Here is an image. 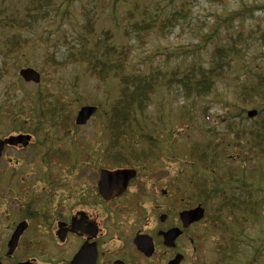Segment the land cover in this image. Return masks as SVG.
<instances>
[{
  "label": "trees",
  "instance_id": "1",
  "mask_svg": "<svg viewBox=\"0 0 264 264\" xmlns=\"http://www.w3.org/2000/svg\"><path fill=\"white\" fill-rule=\"evenodd\" d=\"M210 1L224 3V0ZM131 5L136 12L128 10L125 22L119 21L120 27L116 26V31L107 28L96 37L98 14L81 7L83 22L78 25L77 34H71L72 41H67L70 46L62 51L61 56L56 53L43 56V68L49 69L45 74L57 73L70 65L80 66L84 75L99 83L104 84L108 79L118 83L117 97L110 100L108 107L92 103L106 118L107 135L112 133L116 139V152L108 148L107 156L112 161L106 162L111 167H133L136 164L155 167V161L171 157L178 163L180 181L173 179L170 193L175 200L180 194L187 206L203 205L205 216L202 223L207 224L205 228L212 233H219L221 238L214 243L212 259L198 258L196 264H264V167L258 165L249 170L244 167L249 158L264 159V72L254 73L253 81L245 78L234 91L230 103L237 112L227 113L224 131L216 127L205 129L203 136L207 137L191 141L187 149L180 148L183 150L180 155H177L178 148L173 143L165 148L161 145L162 138L157 132L162 128L146 131L141 121L149 118L151 97L157 87L168 93L176 90L185 100L217 97V82L237 63L242 66V56L253 44L264 45V26L257 34L250 30L246 39L237 33L230 37L231 42H211L205 62L190 60L171 73L161 71L159 65L154 72L128 73L126 64L134 47L124 43L123 39L132 35L144 43L150 34L165 38L185 17L184 3L160 21L152 20L149 6L139 4L138 0H132ZM54 6L51 0H26L23 14L18 18L16 12L14 16L6 14L7 6L0 9V79L8 74L10 58L20 63L17 68L23 66L18 59L30 41L26 34L37 33L40 26L50 20ZM252 12L251 6L242 4L231 10L223 22L236 18L243 24L245 19L252 17ZM134 13H137L136 17ZM5 26L7 33H4ZM217 30L216 27L214 31ZM236 43H242V46L238 47ZM14 73L16 75V71ZM17 79L2 91L0 132L34 133L44 121L64 129L73 124V114L64 95L42 91L40 86L36 95L28 94L22 89L21 79ZM251 109L257 114L248 119L246 113ZM98 111L96 114L100 113ZM190 120L191 117L181 123L188 127ZM135 136L147 145H137ZM237 158L239 163L234 162ZM195 234L190 237H194L192 244L197 247L205 242L206 237L201 240L199 232Z\"/></svg>",
  "mask_w": 264,
  "mask_h": 264
},
{
  "label": "rangeland",
  "instance_id": "2",
  "mask_svg": "<svg viewBox=\"0 0 264 264\" xmlns=\"http://www.w3.org/2000/svg\"><path fill=\"white\" fill-rule=\"evenodd\" d=\"M51 1L55 6L50 12L52 15L50 20L43 23L37 30V33L31 32L26 34L30 41L24 48L22 56L18 59L23 64L20 68L29 66L41 73V80L38 84L21 81L23 91L36 95L40 86L42 91L48 90L53 94L64 95V99L69 109H71L73 117L81 105H93L92 103L98 102L101 107H108L110 100H114L117 97L118 83L115 80L108 79L104 84L99 83L95 79L84 75L82 67L71 65L57 73L45 74V71H49V69L43 68L44 64L42 60L46 53H56L57 56H61L62 51L70 46L67 41H72L71 34L73 33L75 36L79 31L78 25L83 22L81 7L89 8L95 11V14H98L95 20L96 37V35L100 36L101 31L107 28H112L116 31V26L120 27L119 21L125 22V18L128 16L127 11H135L131 5L132 0ZM25 3L26 0H0V9L2 10L4 6H7L8 10L6 14L14 16L16 12V17L18 18L23 14L22 9ZM138 3L149 6V10L152 12V20L155 21H160L169 16L171 12L179 8L181 3H184L185 17L175 24V27L165 38L150 34V37L144 43L135 40L132 38V35L128 39H123L124 43L134 47L130 54V60L126 64V71L128 73L154 72L155 67L158 65L161 71L171 73L180 64H186L190 60H195L196 62L202 60L205 62L208 59L211 42L214 44L231 42L230 37H233L237 33H241V37L246 39L250 30L253 34H257L259 28L261 29L264 26V0H224L223 4L210 0H142V2L138 0ZM242 4L253 8L252 17L245 19L243 24H241V20L236 18L224 23L223 21L228 13L231 10L240 8ZM133 16L136 17L137 13H134ZM216 27L218 29L217 32L214 31ZM13 31H16V29L14 28ZM7 32L8 30L5 26L4 33ZM89 39L92 40V35L89 36ZM236 46L240 47L242 43H236ZM242 57H244L242 66H239V63H237L226 77L217 82L219 87L216 94L217 97L215 98L209 96L204 99L185 100L180 92L176 90L168 93L165 89L157 87L155 94L151 97L147 113L149 118L141 119L145 124L142 125L145 127L144 129L151 131L153 129L165 128V135H163L161 145L165 148L173 143L178 148L177 152L180 154H182L183 150L179 148L187 149L191 141L206 138V135L203 136L205 129L216 127L219 131H224L227 113L237 112L230 103L234 91L244 82L245 78L253 81L258 72H264V45L261 43L259 45L253 44ZM8 61V74L0 79V102L3 100L2 91H4L6 86L18 80L20 68H17V66L20 63L17 60L12 61V58ZM42 70H44V73L41 72ZM186 111L189 112L186 113ZM190 117V124L188 127L184 126V123L181 122L188 121ZM104 119L102 110H100V113L96 114L83 127H78L80 128L77 131L78 134H74V138L84 137L87 140L86 144H83L85 154L89 147V151L93 154L97 152L95 155L98 157V153L102 148V146L98 145L101 139H96L93 135L103 132ZM196 126H199V129ZM40 127L37 131L40 132V136L34 140V144H36L24 152L7 151L4 159L2 158L0 161V167H13L12 165L25 167V160L20 159L26 158L27 160L31 157L30 161L34 160L35 157L33 155L36 152V148H40L37 146V141H41L42 139L47 138L51 148H65L69 145L68 141L72 139L69 134H66L68 136L64 139L60 126H53L51 122L47 123V121H44ZM157 133L160 134L161 130H158ZM4 135H7L6 132H0L1 138ZM231 152L234 153L233 151ZM18 159L20 160V166L16 164ZM249 160L246 166H244L247 170L258 165L264 167V159L252 157ZM234 162L239 163L240 159L237 158ZM80 163L86 164L83 161ZM154 166L160 167L158 171L162 173H164L163 170L167 167L168 175H163L166 181L164 179V181H160L164 185L163 187H165L168 179L171 176L173 177L176 168L179 167L176 162L166 158H163L160 163H154ZM82 167H103V165H101L100 158L96 160L95 156H91L90 162ZM54 172H57L56 168ZM64 179L65 176H62L61 180L63 181ZM142 182L143 179L139 181V183ZM135 187L133 185L130 188V192ZM145 188L149 190V194L148 197H144L143 206L148 213L150 231L153 229L155 220L158 224L157 216L160 213L166 212L165 210L170 211V220H173L177 218L176 208L182 209L183 206H187L183 202H175L171 198H166V195L162 196L160 192L161 188L155 189L153 183L145 185ZM191 248L190 244L184 241V239L180 240V250L184 254L182 264H194ZM208 248L211 249L210 241L206 242L203 246V257L199 254V251L197 252L200 255L198 258H206L207 261L212 259Z\"/></svg>",
  "mask_w": 264,
  "mask_h": 264
},
{
  "label": "flooded vegetation",
  "instance_id": "3",
  "mask_svg": "<svg viewBox=\"0 0 264 264\" xmlns=\"http://www.w3.org/2000/svg\"><path fill=\"white\" fill-rule=\"evenodd\" d=\"M80 128L73 125L60 128L64 139L66 134L72 137L65 148H51L45 138L37 141L40 148H36L34 160L20 159L25 160V167H0V264H71L78 252V264H167L182 254L183 237L193 243L194 237L187 234L189 229H197L201 240L205 239L211 230L200 228L207 225L202 220L184 230L174 247L163 245L162 233L180 227V221L178 217L170 220V212L165 210L161 213L164 220L160 222L157 216L158 224L155 220L150 231L143 202L149 194L145 185L153 183L155 189L161 188L164 185L160 181L166 178L150 167H82L85 164L80 163V157L87 140L74 138ZM28 135L25 145H5L0 161L9 150L24 152L34 146L40 132ZM93 136L101 139L98 145L106 144L105 132ZM114 136L111 133V145L116 143ZM20 160L16 161L18 166ZM117 169H132L134 176L122 195L112 194L105 200L98 189L100 172ZM176 176L180 180L175 172ZM141 179L143 182L139 183ZM133 185L136 187L130 192ZM160 192L162 196L166 194L164 188ZM18 226L19 233L9 245ZM140 236L151 237L150 256L135 246L134 240Z\"/></svg>",
  "mask_w": 264,
  "mask_h": 264
},
{
  "label": "water",
  "instance_id": "4",
  "mask_svg": "<svg viewBox=\"0 0 264 264\" xmlns=\"http://www.w3.org/2000/svg\"><path fill=\"white\" fill-rule=\"evenodd\" d=\"M19 76L25 82H33L38 83L40 80V74L29 67L22 68L18 72ZM96 111V107L94 106H83L79 109L75 117V124L81 125L84 124L89 117ZM255 115V111L251 110L247 113L248 117H253ZM29 139V136L19 134L17 136H9L4 140H0V154L3 149L4 144L16 145L21 143L23 145L26 144V141ZM134 176V172L131 170H117L114 172H102L101 179L99 182V191L103 198L108 199L111 196V191H115V194L119 195L125 189L128 180ZM203 216V209L198 207L191 210H184L179 213V218L183 228H187L191 223L200 220ZM165 215L160 217V220H164ZM19 233V226L14 231L9 245L14 243L17 235ZM181 234V230L178 228H172L162 233L163 235V243L165 246L173 247L175 239ZM137 248H139L142 252H144L147 256H149L152 252L151 241L147 236L138 237L134 241ZM181 256L177 255L174 259L168 262V264H179L181 260ZM80 261L79 252L72 258L71 264H78ZM24 264V263H23Z\"/></svg>",
  "mask_w": 264,
  "mask_h": 264
}]
</instances>
